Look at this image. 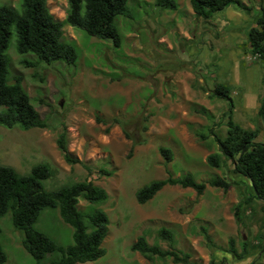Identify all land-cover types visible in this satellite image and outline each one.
<instances>
[{
	"label": "rangeland",
	"instance_id": "374dc122",
	"mask_svg": "<svg viewBox=\"0 0 264 264\" xmlns=\"http://www.w3.org/2000/svg\"><path fill=\"white\" fill-rule=\"evenodd\" d=\"M176 1L179 7L174 10L158 6L155 0H128L131 15L117 18L123 36L121 46L83 29H79L82 32L79 34L66 27L64 39L78 48L76 65L58 61L52 65L25 66L21 63L23 59L33 61L37 56L18 52L17 34L13 30L7 50L9 80L14 82L17 76L23 77L31 102L48 125L28 130L0 125V164L14 166L18 172L27 174L34 165L48 163L53 173L44 180L47 190L83 181L89 176L107 190L106 202L83 198L79 202L83 212L103 209L110 219L109 233L103 242L106 254L88 264H180L174 263L171 257L150 261L134 251L131 245L144 230L148 231L151 244L164 249H170L173 244L194 255L193 261L200 264H210L209 252L211 259L221 264H264V200H253L242 213L243 224H238L231 218L238 191L225 193L208 185L202 196L190 202L189 198L196 196L194 189L168 184L144 204L137 199L140 188L169 176L180 177L192 172L198 181L206 182L216 176L232 178L235 175L229 159L223 157L226 159L222 167H212L199 151L204 143L196 141L195 147H179L173 133L161 130V125L173 120L177 109H190L196 114L197 108L205 106L209 115L201 116L207 124H194L192 130L207 134L206 147L221 153L216 136L227 134L223 114L229 108V101L217 95L211 97V93L218 84L233 77L231 57L242 55L245 61L259 59L247 45L249 28L255 25L258 1L244 0L251 6L250 11L233 5L208 19L189 10L191 0ZM5 4L18 10L22 8L19 0H0V5ZM48 6L61 19L66 14L68 1L48 0ZM233 28L241 31L236 34ZM258 62L262 77L264 61ZM232 97L235 101L233 94ZM4 109L0 106V110ZM98 116L108 123L98 122ZM238 116V113L233 116L235 121ZM115 118L121 122H113ZM145 125L152 126V130L145 131ZM64 130L70 151L83 163L69 164L64 159L57 145ZM124 130L132 138H127ZM141 140L129 157L133 142ZM162 146L173 150L171 162L160 153ZM55 150L57 153L53 155ZM101 169L111 170L112 174L104 175ZM242 186L245 191L250 189L249 183ZM194 202L197 205L192 206ZM181 204L184 207L178 211ZM189 208L194 230L205 227L211 236L213 227L221 226L225 233H234L231 237L236 239L239 251L243 249V240H248L250 255L237 260L228 252L229 243L217 245L219 250H211L206 241L190 245L192 255L183 248L188 247L187 243L181 246L176 238L173 243L163 238L159 234L162 226L170 228L176 237L181 220L175 216ZM172 225L176 228L169 227ZM35 226L62 246L74 243V227L64 221L59 208H45ZM23 238L24 232L13 224L11 212L0 218V244L7 254L6 264H37L25 249Z\"/></svg>",
	"mask_w": 264,
	"mask_h": 264
},
{
	"label": "trees",
	"instance_id": "16d2710c",
	"mask_svg": "<svg viewBox=\"0 0 264 264\" xmlns=\"http://www.w3.org/2000/svg\"><path fill=\"white\" fill-rule=\"evenodd\" d=\"M68 8L64 20L57 19L48 6V0H20L21 10L13 5H0V125L13 128L20 126L24 130L39 127L46 128L47 122L42 119L38 110L31 102L28 91L23 86V77L17 76L14 82L9 80V57L7 50L13 35L17 34V50L21 54L33 53L36 60L23 59L27 67L39 63L52 65L62 61L68 65H76L79 59L78 48L74 43L64 39L66 25L83 29L88 34L104 40H111L115 46H121L123 36L120 33L117 18L120 15H131L128 0H67ZM258 2V13L254 16V24L248 31L247 45L250 51L264 61V0ZM162 8L178 9L176 0H155ZM192 8L198 17L211 18L215 13L224 11L230 6L237 5L251 10V6L244 0H191ZM264 82V78H263ZM217 95L229 101V108L224 112L227 134L225 137L216 136L221 153L211 152L207 163L216 168L224 165L225 159L232 162L231 172L248 178L254 193L240 199L233 206V215L238 224H243V211L255 199L264 200V142L257 138L260 129H248L237 123L233 118L234 99L230 88L220 83L212 91L211 97ZM196 112L209 115L207 108H197ZM264 119V98L259 110ZM98 122L108 123L100 116ZM113 122L120 123L117 118ZM194 128V125H191ZM143 129L148 130L145 125ZM127 138H132L124 130ZM195 135L205 141L208 135L195 130ZM214 134V133H213ZM141 141H134L129 152L133 155L134 147ZM57 145L64 159L69 164L83 163L70 151L67 133L62 131L57 139ZM162 156L167 162L174 159L171 148L160 147ZM223 157H226L225 159ZM91 172V168L84 164ZM104 175H111L112 171L101 169ZM53 170L48 163H39L32 167L31 172L22 174L14 166L0 164V218L6 213H12L13 224L24 232L23 245L35 258L37 264L48 261L49 264H88L103 257L106 249L103 242L109 233L110 219L106 211L97 209L83 212L79 202L83 198L91 202H106L109 199L107 190L97 185L89 176L83 181L64 185L55 190H47L44 180L52 176ZM181 185L192 187L199 194H203L208 185L223 189L226 193L233 185L230 177L216 176L209 181H198L192 172L180 177L169 176L166 179L154 180L137 191V199L144 204L151 200L166 185ZM45 208H59L61 217L74 227V243L62 246L48 234L36 228L42 211ZM201 232L211 250H219L208 230L201 228ZM148 231L144 230L131 245L134 251L150 261L157 258L171 257L174 263L200 264L191 259V254L171 245L164 249L160 245L151 244L147 238ZM159 234L170 240L175 239L174 232L165 226L159 229ZM229 249L237 260H243L250 255L249 242L243 240V249L239 251L236 239L229 238ZM7 254L0 244V264L7 263ZM210 264L217 263L212 258Z\"/></svg>",
	"mask_w": 264,
	"mask_h": 264
},
{
	"label": "crops",
	"instance_id": "0c3cea01",
	"mask_svg": "<svg viewBox=\"0 0 264 264\" xmlns=\"http://www.w3.org/2000/svg\"><path fill=\"white\" fill-rule=\"evenodd\" d=\"M189 10L195 14L193 8H189ZM235 13H237V11ZM65 18H66V14H64V17L61 18L60 20H64ZM66 27L67 30L73 32L76 31L79 34H82V32L75 27L66 25L64 27V30L66 29ZM233 30L235 31L236 34L238 30L241 31L240 29H236V28H233ZM186 35L190 39L191 35L188 32ZM256 57L257 56H255V58ZM226 60L227 59H225V61ZM259 60L260 59L253 61H248V60L245 61L242 55L240 56L235 55L231 57L230 61L232 64L230 68L232 69L233 77L228 79L224 84L230 88L231 95L233 94L235 96V101H234L235 108H234L233 116L235 115V113L236 114L238 113V115H240L238 116V120L236 122L248 129H252V130L260 129V134L257 139L259 141L264 142V119L259 114V110L262 105V100L264 98V82H263L264 75L262 77L260 76V72H259L260 64L258 62ZM204 107L205 106L200 108H204ZM175 113H176V117L173 120H166L164 124L162 123L161 130H165L166 132H172L173 136L177 139L179 143V147L182 148H186V147L188 148L189 146L191 148L197 143L196 141H198V143H202V144L204 143L202 146H200L203 148L201 149L199 148L200 149L199 151L203 153V159L205 160V162H207V157L212 151L210 150L209 147L208 148L206 147L204 141H201L195 135L194 131L191 128V125L194 124L199 126H205V124H207L206 120L202 117L204 114L199 112H196V114H192L190 109H183V110L177 109ZM148 129L149 131H151L152 126H149ZM260 136L261 139L259 138ZM56 153L57 151L53 152L52 154L54 155ZM231 180H233V185L231 186L228 192L230 193V191L232 192V190L236 192L238 191L239 198L238 200H236V203L240 199L245 198L249 194L254 193L252 183L248 178L241 175H234L231 178ZM240 183L242 185H247L249 183L250 189L248 188V191L247 190L245 191L244 186L240 185ZM184 188H192V187H184ZM203 194H199L196 191V196L189 198L190 202L196 201V199L199 196H202ZM195 205H197V202H194L192 206ZM183 207L184 205L181 204L180 207L177 208V210L180 211ZM190 208L186 209L183 214L181 215L178 214V216L177 215L175 216L176 219L181 220L180 221L181 225L178 228H176L173 225L169 227H174L177 230V234L175 237L177 240V244L178 245L181 244V246H183L184 243H187L188 247H183V248H185V250L191 251V249L189 248L190 245H193V243L205 242V239L201 232V227H199L200 229L199 228L195 230L193 229L192 226L193 217L190 216L191 215ZM231 218L235 220L234 215L231 216ZM231 218H229V220ZM229 225L231 226V229H233L234 232V228L231 222ZM233 235H230V233L228 234L225 233V229L221 226L213 227V229L211 230V236L214 238L215 241L217 240L216 244L219 246H226L229 242V238ZM208 257H209V261H211V252H209ZM193 258L194 255L191 256L192 260Z\"/></svg>",
	"mask_w": 264,
	"mask_h": 264
},
{
	"label": "water",
	"instance_id": "95a60500",
	"mask_svg": "<svg viewBox=\"0 0 264 264\" xmlns=\"http://www.w3.org/2000/svg\"><path fill=\"white\" fill-rule=\"evenodd\" d=\"M61 105H63V102H61Z\"/></svg>",
	"mask_w": 264,
	"mask_h": 264
},
{
	"label": "built area",
	"instance_id": "2783aa9c",
	"mask_svg": "<svg viewBox=\"0 0 264 264\" xmlns=\"http://www.w3.org/2000/svg\"><path fill=\"white\" fill-rule=\"evenodd\" d=\"M258 57V56H257Z\"/></svg>",
	"mask_w": 264,
	"mask_h": 264
}]
</instances>
